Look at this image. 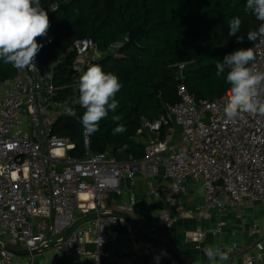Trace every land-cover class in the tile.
<instances>
[{
	"label": "built area",
	"instance_id": "built-area-1",
	"mask_svg": "<svg viewBox=\"0 0 264 264\" xmlns=\"http://www.w3.org/2000/svg\"><path fill=\"white\" fill-rule=\"evenodd\" d=\"M254 50V66L264 70V39H257ZM69 55L65 86H55L53 69L37 56V70L14 68V77L0 82V264H157V255L159 264H180L169 251L177 218L198 224L186 241L206 264H264V115L227 120L223 109L231 94L197 101L181 80L178 104L167 105L159 119H141L142 160L93 153L84 132L85 153L78 157L71 154L76 145L56 135L54 127L59 119L76 116L79 78L105 54L92 39H81L65 51L64 57ZM161 169L169 187L147 196L163 198L167 209L141 238L127 217L137 201H121L123 185L133 190L143 172L157 177ZM189 183L202 188L199 205L184 201ZM213 212L218 221L209 230L206 222ZM227 215L237 217V231L252 242L222 244L228 260L209 259L207 237H223ZM246 216H252L249 224ZM115 228L125 232L133 249L142 244L144 253L122 254L110 232ZM5 246L40 252L15 256ZM46 253L50 259L37 260Z\"/></svg>",
	"mask_w": 264,
	"mask_h": 264
},
{
	"label": "trees",
	"instance_id": "trees-1",
	"mask_svg": "<svg viewBox=\"0 0 264 264\" xmlns=\"http://www.w3.org/2000/svg\"><path fill=\"white\" fill-rule=\"evenodd\" d=\"M50 28L38 37L43 47L40 62L53 69L55 86L67 85L72 56L65 51L81 39H92L105 54L95 64L118 76L122 87L116 94L119 107L101 120L90 135L93 153L109 152L119 161L144 158L138 142L141 119L151 121L165 114L167 105L179 103L177 86L182 80L197 101H217L230 92L217 77L216 62L239 48L255 46L247 39L258 30L259 20L246 10V0H40ZM241 19L237 36H229V21ZM118 47L112 52V47ZM183 66V67H182ZM14 67L0 59V82L13 78ZM155 87L158 95H155ZM68 92V91H67ZM79 104L75 117L61 118L54 133L76 145L72 155L85 153ZM120 117L114 121L112 117ZM122 124L125 131L114 135ZM168 129L163 131L166 135Z\"/></svg>",
	"mask_w": 264,
	"mask_h": 264
},
{
	"label": "clouds",
	"instance_id": "clouds-1",
	"mask_svg": "<svg viewBox=\"0 0 264 264\" xmlns=\"http://www.w3.org/2000/svg\"><path fill=\"white\" fill-rule=\"evenodd\" d=\"M245 7L258 20L264 21V0H246ZM49 28L48 13L40 0H0V59L21 71L37 70L35 57L43 47L37 38L47 36ZM229 29V36H237L241 19H231ZM258 38L264 39V23L258 30L247 33L251 42ZM242 42L243 38L237 36V43ZM255 60L254 48L247 47L236 49L216 62L215 75L223 77L230 85L231 95L223 109L227 120L237 119L245 113L264 115V96L261 95L264 92V70L255 68ZM121 87L118 76L105 72L99 64L89 65L80 76L79 103L85 109L81 124L87 136L98 131L101 120L119 107L116 94ZM112 119L119 121L120 117L114 115ZM125 130L124 125L117 124L113 134ZM204 252L209 259L218 257L220 261H227L229 258L227 252L214 245L206 247ZM161 255H166V252ZM155 260L159 264L160 255Z\"/></svg>",
	"mask_w": 264,
	"mask_h": 264
},
{
	"label": "crops",
	"instance_id": "crops-1",
	"mask_svg": "<svg viewBox=\"0 0 264 264\" xmlns=\"http://www.w3.org/2000/svg\"><path fill=\"white\" fill-rule=\"evenodd\" d=\"M169 187L168 180H165L163 173L157 177H150L147 172L140 175L137 186L131 189L126 184L123 185L124 193L121 201L127 203L133 197L137 201V206L129 210L127 217L135 224L141 238H144L147 232L157 224L158 217L163 210L167 209L166 201L163 198H149L147 193L155 188L164 189ZM203 191L199 185L189 183L186 185V193L184 201L189 206L199 205L203 202ZM252 217V216H251ZM227 222L225 234L218 240L209 234L207 241L209 245L221 248L222 244L236 241L241 244L252 242V239L237 231L238 222L235 215L224 216ZM218 217L215 212L211 214V219L206 222L209 230L215 227ZM198 224L194 219H178L174 223L175 237L171 242L170 251L174 258H179L184 264H206L204 256L196 249L195 245L186 241L187 235L198 228ZM235 231V232H234ZM117 239L119 248L124 255H137L144 253L142 244L135 250L131 247L125 232L122 229L115 228L110 230ZM239 238V239H238ZM91 248V247H89ZM143 251V252H142ZM104 264H116L114 261H107ZM240 264H244L240 262Z\"/></svg>",
	"mask_w": 264,
	"mask_h": 264
},
{
	"label": "water",
	"instance_id": "water-1",
	"mask_svg": "<svg viewBox=\"0 0 264 264\" xmlns=\"http://www.w3.org/2000/svg\"><path fill=\"white\" fill-rule=\"evenodd\" d=\"M180 83H181V81L179 80L178 84H180ZM154 94L158 95L156 87H155V93ZM5 250L10 252V253H12L15 256H22V257L30 256V255H36L38 252H40V250H36V251H32V252H29V251H18L17 249H15V248H13L11 246H5ZM169 251H171L170 248H169ZM172 255H173V252H172ZM176 259L180 262V264H184L179 258H176Z\"/></svg>",
	"mask_w": 264,
	"mask_h": 264
},
{
	"label": "rangeland",
	"instance_id": "rangeland-1",
	"mask_svg": "<svg viewBox=\"0 0 264 264\" xmlns=\"http://www.w3.org/2000/svg\"><path fill=\"white\" fill-rule=\"evenodd\" d=\"M229 94H231L230 92H229ZM161 173H163V169H161V171H160V175H161ZM249 213H246V215H248ZM247 217V222H248V224L251 222V220H252V217L251 216H246ZM239 239V238H238ZM50 257H51V254L50 253H46L45 255H43V256H41V257H37V260L38 261H42L43 259H50Z\"/></svg>",
	"mask_w": 264,
	"mask_h": 264
}]
</instances>
